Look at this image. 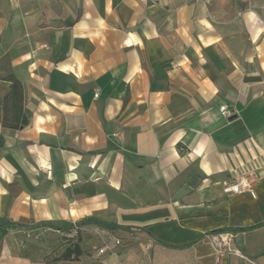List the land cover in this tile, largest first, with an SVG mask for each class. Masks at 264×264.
<instances>
[{"label": "crops", "instance_id": "0c3cea01", "mask_svg": "<svg viewBox=\"0 0 264 264\" xmlns=\"http://www.w3.org/2000/svg\"><path fill=\"white\" fill-rule=\"evenodd\" d=\"M0 218V264H264V0H0Z\"/></svg>", "mask_w": 264, "mask_h": 264}, {"label": "trees", "instance_id": "16d2710c", "mask_svg": "<svg viewBox=\"0 0 264 264\" xmlns=\"http://www.w3.org/2000/svg\"><path fill=\"white\" fill-rule=\"evenodd\" d=\"M3 78L7 79L11 82L10 90L8 94L3 98V125L10 128H20L26 125L29 121V114L22 109V101H23V86L22 83L13 75L10 71V67L8 71L3 74ZM98 224L99 226H103L106 228L112 227H120L119 225H112L111 223H106L102 220H99L95 217H85L75 223L76 225H85V224ZM50 226H53L60 230H68L74 228L73 223L64 222L62 226L54 225L49 223ZM23 224L15 221H10L5 218H0V227H14V226H22ZM123 228H128L127 226H122ZM225 231L224 229H215L210 233H221ZM79 254L78 246L76 244H72L71 247H67L62 253V257L64 259L74 260L77 258Z\"/></svg>", "mask_w": 264, "mask_h": 264}, {"label": "built area", "instance_id": "2783aa9c", "mask_svg": "<svg viewBox=\"0 0 264 264\" xmlns=\"http://www.w3.org/2000/svg\"><path fill=\"white\" fill-rule=\"evenodd\" d=\"M221 111L223 112L224 115L228 113L226 107L222 106ZM223 190L225 192H232V193H249L252 197H255V193L253 190V185L250 181L246 180H240L237 183H232V184H224ZM223 236L219 233H214L211 235V240L212 242L217 245L216 247H221L222 241H223ZM121 244L120 239L118 238H113L112 239V245H109L108 243H104L98 248V253H103L107 249H111L113 247H117Z\"/></svg>", "mask_w": 264, "mask_h": 264}, {"label": "rangeland", "instance_id": "374dc122", "mask_svg": "<svg viewBox=\"0 0 264 264\" xmlns=\"http://www.w3.org/2000/svg\"><path fill=\"white\" fill-rule=\"evenodd\" d=\"M108 236H110V235H108ZM108 236H107V237H108ZM104 243H105V242H103V244H104Z\"/></svg>", "mask_w": 264, "mask_h": 264}]
</instances>
